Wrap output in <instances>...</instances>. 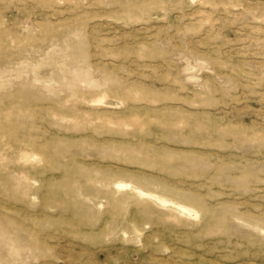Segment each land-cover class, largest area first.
Masks as SVG:
<instances>
[{
	"label": "rangeland",
	"instance_id": "1",
	"mask_svg": "<svg viewBox=\"0 0 264 264\" xmlns=\"http://www.w3.org/2000/svg\"><path fill=\"white\" fill-rule=\"evenodd\" d=\"M0 264H264V0H0Z\"/></svg>",
	"mask_w": 264,
	"mask_h": 264
},
{
	"label": "bare ground",
	"instance_id": "2",
	"mask_svg": "<svg viewBox=\"0 0 264 264\" xmlns=\"http://www.w3.org/2000/svg\"><path fill=\"white\" fill-rule=\"evenodd\" d=\"M160 203L162 204V205H168V203L167 202H164V201H160ZM183 211H185V210H183ZM189 215H192L193 216V214H191V213H189V212H187Z\"/></svg>",
	"mask_w": 264,
	"mask_h": 264
}]
</instances>
